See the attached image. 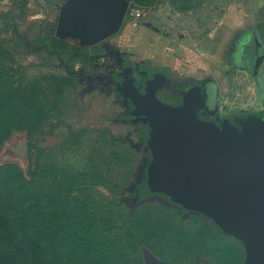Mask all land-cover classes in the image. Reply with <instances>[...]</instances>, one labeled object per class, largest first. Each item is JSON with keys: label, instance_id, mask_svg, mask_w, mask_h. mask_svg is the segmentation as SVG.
Returning a JSON list of instances; mask_svg holds the SVG:
<instances>
[{"label": "rangeland", "instance_id": "374dc122", "mask_svg": "<svg viewBox=\"0 0 264 264\" xmlns=\"http://www.w3.org/2000/svg\"><path fill=\"white\" fill-rule=\"evenodd\" d=\"M72 1L0 0L3 80L20 95L35 97L37 108L32 117L25 105L19 116H8L11 126L22 129L4 141L0 134V167L14 164L27 172L31 157L33 162L39 152L51 151L52 159L65 160L68 171L89 184L75 192L85 226L106 230V218L117 240L144 243L131 255L135 264H216L163 257L167 241L158 240L169 236V228L160 227L158 217L153 221L158 242H151L146 222L161 207L175 223L181 217L191 224L199 213L154 190L149 171L156 154L177 149L165 137V125L140 113L143 105L124 88L139 91L149 104L155 88L159 102L181 108L187 91L200 85L205 94L198 118L207 124L226 120V126L243 130L255 110L243 103L264 100V79L253 75L255 38L264 47V0H125L121 30L94 46L61 27L64 7ZM52 36L63 40L62 53L39 50ZM29 127L37 132L29 135ZM23 138L25 158L19 150ZM239 145L224 146L230 159ZM129 147L131 161L120 166ZM116 255L124 256L121 247Z\"/></svg>", "mask_w": 264, "mask_h": 264}, {"label": "trees", "instance_id": "16d2710c", "mask_svg": "<svg viewBox=\"0 0 264 264\" xmlns=\"http://www.w3.org/2000/svg\"><path fill=\"white\" fill-rule=\"evenodd\" d=\"M62 44L63 40L52 36L49 45L44 44L39 50L60 54ZM13 87V83L8 85L3 80V64H0V118L3 120L0 134L3 131V141L15 129H22L11 126L9 115L19 116L23 105L29 117L37 112L35 97L20 95L19 88ZM3 88L9 91L3 93ZM36 132L33 127L27 130L29 135ZM130 151L131 147L120 158V166L131 161ZM42 155L39 152L33 162L31 157L27 172L14 164L0 167V264H135L131 255L144 243L140 240L135 243L117 240L112 235V221L106 218V230H100L96 225L85 226L80 220L84 215L83 209L81 205L75 206V201L80 188L89 184L80 180L82 174L69 172L65 160L52 159L51 151L43 155L45 160L41 163ZM98 183V180L92 182L93 185ZM125 184L129 186L131 182L125 180ZM76 190L80 192L75 193ZM147 215L150 214H142L141 218L147 219ZM150 216L152 222L158 217L161 219L159 226L169 228V236L158 240L167 241L164 245L167 244L166 252L169 253L163 254L167 259L173 258L176 263L183 259L194 263L197 257L216 264L243 262L242 245L220 234L215 225L203 216H194L191 224L178 217L179 222L175 223L165 207ZM150 220L146 224L151 227V242L157 243V230ZM117 247L122 248L124 256L117 257Z\"/></svg>", "mask_w": 264, "mask_h": 264}, {"label": "water", "instance_id": "95a60500", "mask_svg": "<svg viewBox=\"0 0 264 264\" xmlns=\"http://www.w3.org/2000/svg\"><path fill=\"white\" fill-rule=\"evenodd\" d=\"M126 13L125 0H73L64 7L61 27L94 46L121 30ZM257 44L256 68L264 61V47L259 40ZM124 90L143 105L140 113H150L165 125V137L177 149L156 154L149 171L154 190L165 191L241 241L247 253L245 264H264V120L250 123L243 132L217 128L197 116L202 107L199 89L185 94L182 108L159 102L155 88L150 91L151 104L139 91ZM238 142L230 159L224 146L233 148ZM26 144V138L19 144L23 158Z\"/></svg>", "mask_w": 264, "mask_h": 264}, {"label": "crops", "instance_id": "0c3cea01", "mask_svg": "<svg viewBox=\"0 0 264 264\" xmlns=\"http://www.w3.org/2000/svg\"><path fill=\"white\" fill-rule=\"evenodd\" d=\"M193 89H199L200 90V99L203 100L204 99V94H205V91H204V88H202V86L200 85H196L195 84V88ZM192 89V90H193ZM189 91V90H188ZM187 91V93H188ZM264 99V97H263ZM254 108L255 110L253 111V113L251 114L252 116L251 117H248L247 119H245V121L248 123L246 124V126L243 128V130H237L235 129L236 131H240V132H243L244 130H247L250 126V123H255L257 121H263L264 120V100L262 101V103H260V101L256 102V105L253 106L252 104H245L243 103V107L242 108ZM173 108H178V107H173ZM182 108V107H181ZM201 120V119H200ZM218 120V119H217ZM203 121V120H202ZM206 122V121H205ZM222 122V123H220ZM220 122L218 121H214V122H208L209 125L211 126H215L217 128H221L223 126H226L225 123L227 122L226 120H220ZM222 125V126H221ZM200 216H203L206 220H209L210 222H212L214 225H215V228L219 231L220 234H224L228 237H231L233 239H235L238 243H240L243 247V253H244V257H243V262L241 264H245L246 263V260H247V253H246V248L245 246L243 245V243L241 241H239L238 239H236L234 236L226 233L225 231H223L219 226L218 224H216L212 219H210L209 217L205 216L204 214L198 212Z\"/></svg>", "mask_w": 264, "mask_h": 264}, {"label": "flooded vegetation", "instance_id": "af4514ba", "mask_svg": "<svg viewBox=\"0 0 264 264\" xmlns=\"http://www.w3.org/2000/svg\"><path fill=\"white\" fill-rule=\"evenodd\" d=\"M258 38H255V43H254V49H255V56H256V60H255V65H254V69H253V75L257 76L258 73H260V75L263 77L264 79V73H263V66H264V61L259 65L258 68H256V62L259 56V49H258V44H257ZM263 70V71H262ZM263 73V74H262ZM218 122H220V119L216 120ZM222 123V122H220Z\"/></svg>", "mask_w": 264, "mask_h": 264}]
</instances>
